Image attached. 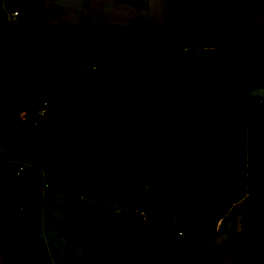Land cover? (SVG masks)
<instances>
[{
	"label": "trees",
	"instance_id": "trees-1",
	"mask_svg": "<svg viewBox=\"0 0 264 264\" xmlns=\"http://www.w3.org/2000/svg\"><path fill=\"white\" fill-rule=\"evenodd\" d=\"M5 3L34 6L42 38L41 46L22 58L12 31L3 32L0 138L32 142V165L57 189L81 198L84 221L104 226L91 233L86 264L135 260L144 253L149 229L160 239L151 244L164 264H213L216 226L232 211L241 216L244 235H264V192L246 195L264 178V148L247 155V129L264 130V100L251 93L264 88V24L248 28L264 10V0H165L163 25L87 26L92 51H101L112 67L124 71L117 84L103 87L89 103L82 96L80 27L46 24V15L58 20L62 12L54 5L44 12L43 0ZM204 11L205 22L198 19ZM58 42L68 47L66 60ZM183 42L215 56H236L242 68L214 76L171 73ZM117 57L121 64L113 61ZM219 81L226 85L217 92ZM142 123H158L157 138L146 149L136 147ZM67 135L80 155L62 143ZM200 161L207 168L220 165L208 179L194 181ZM15 169L0 159V230L8 214L6 185ZM178 232L185 240L176 238ZM26 234L21 214L6 233L4 264H25ZM116 242L130 257L111 254L109 246ZM34 264H51L44 245ZM66 264L82 263L70 255ZM240 264H264V250L246 251Z\"/></svg>",
	"mask_w": 264,
	"mask_h": 264
},
{
	"label": "rangeland",
	"instance_id": "rangeland-1",
	"mask_svg": "<svg viewBox=\"0 0 264 264\" xmlns=\"http://www.w3.org/2000/svg\"><path fill=\"white\" fill-rule=\"evenodd\" d=\"M5 1L0 0V41L5 29L13 31L11 37L18 55L23 58L28 49L41 46V29L32 6L12 7ZM51 5L61 9V17L58 20L44 17L46 24L80 27L78 49L83 73L82 96L86 103L97 99L103 87L117 84L124 74L122 69L112 67L109 58L101 51H92L87 26H129L136 21H144L153 25L165 23V0H44L43 10H47ZM14 11L19 13V17L12 18ZM198 19L205 22L207 20L206 11L198 16ZM263 24L264 10L249 20L248 28L252 30ZM57 49L66 60L67 45L64 42H58ZM115 61L120 64V58ZM241 68L242 62L236 56H215L213 50L198 49L183 42L174 54L170 72L178 75L214 76L232 74ZM225 85V81H219L216 84V91L222 90ZM251 93L264 100V88H254ZM254 113L253 111L252 114ZM157 124H141L136 141L138 149H146L154 143L158 133ZM51 140V138L45 139L43 143ZM62 143L66 144L72 152L80 155L70 135H67ZM0 144H2L0 159L5 158L8 164L23 162L27 165L32 164L29 160L33 155L34 144L32 142L16 144L9 142L6 138H0ZM263 148L264 130L255 134L252 128H248V157L259 154ZM219 165L207 168L205 163L200 161L198 168L201 173L194 177V181L200 177L208 179ZM44 182L46 181L41 170L26 167L19 176L14 174L7 183L8 214L6 223L0 230V264H4L5 261L6 233L16 224L21 214L26 216L27 227L25 241L28 247L22 258L25 264H34L42 245L45 246L50 256L51 264H66L70 255L76 256L82 264H86L84 256L86 246L91 240L90 233L103 229L104 226L100 222L84 221L81 198L66 195L54 185L45 189ZM246 191H248L246 195L263 193L264 178L249 186ZM238 206L234 207V210ZM106 207L108 208L109 205ZM240 218L241 216H236V211H232L218 222L216 229L219 235L214 243L215 248L210 247L213 264H240V256L246 249L264 250V235L248 237L241 233L239 224L242 218ZM147 228L150 226L148 225ZM163 238L171 237L163 235ZM153 239L160 240L155 231L149 229L143 255L135 260L127 258V264H164L160 254L153 249L151 244ZM109 249L111 254L120 252L128 257L131 255L130 251L119 242L110 245Z\"/></svg>",
	"mask_w": 264,
	"mask_h": 264
},
{
	"label": "built area",
	"instance_id": "built-area-1",
	"mask_svg": "<svg viewBox=\"0 0 264 264\" xmlns=\"http://www.w3.org/2000/svg\"><path fill=\"white\" fill-rule=\"evenodd\" d=\"M17 15H18L17 12H13L12 17H15V16H17ZM45 105H46V104H45ZM260 105L262 106L261 102H260ZM43 113H44V110L39 111V115H40V116H42ZM0 150H1V149H0ZM26 167H30L31 169H35V167H34L32 164L27 165V163H25V162H23V163H17V164H16V169H15V175H16V176H19L20 173L23 172V171L26 169ZM41 174H42L43 178H44L45 181H46V182H44V184H43L44 188H45V189L48 188V187L51 188V187H52V183H51V182L45 177V175H44V173H43L42 171H41ZM141 215H142V218H144L143 214H141ZM176 238H177V239L185 240L186 237H185V235L182 234L181 232H178V233L176 234Z\"/></svg>",
	"mask_w": 264,
	"mask_h": 264
},
{
	"label": "crops",
	"instance_id": "crops-1",
	"mask_svg": "<svg viewBox=\"0 0 264 264\" xmlns=\"http://www.w3.org/2000/svg\"><path fill=\"white\" fill-rule=\"evenodd\" d=\"M43 1H44V0H43ZM42 6H43V3H42ZM32 7L34 8V6H32ZM34 11H35V8H34ZM43 11H44V10H43ZM47 11H48V9L45 10L44 12H47ZM14 12H16V11H14ZM15 17H19V13H18V15L15 16ZM15 17H12V18H15ZM45 17H48V16L46 15ZM48 18H49V17H48ZM39 27H40V26H39ZM40 29H41V27H40ZM12 33H13V31H12ZM41 33H42V29H41ZM11 35H12V34H11ZM28 50H30V49H28ZM28 50H27V51H28ZM27 51H26V53H27ZM25 56H26V54H25ZM25 56H24L23 58H25ZM117 58H120V57H117ZM117 58H115V59H117ZM115 59H113L114 62H116ZM109 60L111 61V59H109ZM121 63H122V59L120 58V64H121ZM157 125H158V124H157ZM157 131H158V128H157ZM0 149H2V144H0ZM4 161L7 162V161L5 160V158H4ZM58 190H59V189H58ZM65 194H66V193H65ZM247 194H248V191H247ZM249 194H250V193H249ZM66 195H68V194H66ZM240 219H241V218H240ZM240 221H241V223H240V224L238 223V224H239L240 227H241V228H240V232L242 233L243 225H242V220H240ZM239 225H238V226H239ZM233 226H234V224H233ZM98 230H99V229H98ZM94 231H95V230H94ZM92 232H93V231H92ZM92 232H91V233H92ZM91 233H90V236H91ZM119 243L121 244L122 242H119ZM214 243H215V242H214ZM27 247H28V245H27V243H26V249H27ZM213 248H215V247H214V244H213ZM248 250H261V249H257V248H255V249H254V248H249V249H246V250L244 251V253H245L246 251H248ZM244 253H243V254H244ZM243 254H242V255H243ZM242 255H241V256H242ZM241 256H240V257H241ZM81 263H82V262H81Z\"/></svg>",
	"mask_w": 264,
	"mask_h": 264
},
{
	"label": "water",
	"instance_id": "water-1",
	"mask_svg": "<svg viewBox=\"0 0 264 264\" xmlns=\"http://www.w3.org/2000/svg\"><path fill=\"white\" fill-rule=\"evenodd\" d=\"M261 121L264 123V113L261 115Z\"/></svg>",
	"mask_w": 264,
	"mask_h": 264
}]
</instances>
